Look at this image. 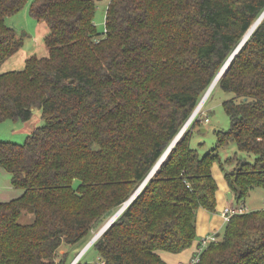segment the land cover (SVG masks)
Returning <instances> with one entry per match:
<instances>
[{
	"label": "trees",
	"instance_id": "trees-1",
	"mask_svg": "<svg viewBox=\"0 0 264 264\" xmlns=\"http://www.w3.org/2000/svg\"><path fill=\"white\" fill-rule=\"evenodd\" d=\"M28 1L0 0V63L22 45L5 18ZM95 9L96 0H32L48 56L0 74V122L26 121L35 107L43 121L23 143L0 140V168L22 191L0 202V264H66L70 249L83 248L142 184L264 0H109L104 31ZM217 85L234 94L216 147L234 142L240 152L225 173L240 201L264 188V17ZM192 128L91 245L103 264H167L160 251L198 239L197 210L215 206L217 157L190 147ZM194 264H264V209L233 214Z\"/></svg>",
	"mask_w": 264,
	"mask_h": 264
},
{
	"label": "rangeland",
	"instance_id": "rangeland-1",
	"mask_svg": "<svg viewBox=\"0 0 264 264\" xmlns=\"http://www.w3.org/2000/svg\"><path fill=\"white\" fill-rule=\"evenodd\" d=\"M31 2L32 0H29L21 10L5 18L6 24L12 27L16 32L17 37L21 39L22 45L15 53L0 63V74L12 70H22L25 65V60L29 56L36 55L41 57L46 53V46L44 44L43 38L49 30L44 23L36 21L30 15L29 8ZM108 2L109 0H96L94 23L99 31L105 30V13ZM233 97V93L224 91L216 83V86L209 94L202 108L197 114H195L185 129H191L192 122L195 119L200 118L199 123L196 124L191 130L189 141L190 147L197 152L199 157H203L206 153H214L217 157L210 165L211 174L217 183L214 209L207 210L204 207H200L207 210L209 214L215 215L217 217L221 214V212L229 207L228 205H232L234 207L242 205L244 207L243 212L264 209L263 187L255 186L250 188L247 191L245 197L240 201H237L236 199L230 200L228 197V192L224 190L227 187L225 173L231 171L234 168L236 164V160H232L234 156L240 155V152L238 151V148L234 142H229L227 145L220 148L216 147L217 132L227 131L230 128V117L225 111L224 102ZM40 125H43L41 109L35 107L32 111L31 117L26 121L5 120L0 122V140L14 143H23L32 129ZM247 158L248 160H253L254 156H248ZM0 170L1 172H5L4 179H0V191H5L7 193L9 192V194H7V198H5L4 195H1L2 192H0V197H2L0 202L20 196L22 191L13 188L10 184V174L1 168ZM11 194L13 195L11 196ZM125 202H123V204H125ZM223 203H225V205H222ZM123 204L120 206V208L123 206ZM226 205L227 207H225ZM32 218L33 216L31 214H23L20 218V221L22 223L30 222ZM108 219L109 218H106L105 220L101 221L99 225L91 231V237L97 233V231ZM224 229L225 225L223 222V225L221 223L219 230L213 234L219 233L218 238L220 239L224 234ZM88 241L89 240H87V242ZM196 241L197 239L189 248L184 250V256L181 255V252L171 253L168 251H160L159 254L162 260L167 264H181L180 261L183 264H189V262L191 264L190 259L196 251ZM65 247L67 246L62 244L59 254H62V250H65ZM81 249L82 247L80 245L70 249L68 262L66 264H71V262L76 257V254L81 251ZM181 256H183V258L180 260L179 257ZM81 262L88 264H103L98 256L97 250L91 245L82 254Z\"/></svg>",
	"mask_w": 264,
	"mask_h": 264
},
{
	"label": "water",
	"instance_id": "water-1",
	"mask_svg": "<svg viewBox=\"0 0 264 264\" xmlns=\"http://www.w3.org/2000/svg\"><path fill=\"white\" fill-rule=\"evenodd\" d=\"M264 16V11L261 13L259 18H263ZM247 41V38H245V34L242 37L241 41L239 42V44L237 45V47L234 49V51L231 53V55L228 57V59L225 61V63L222 65V67L220 68V70L218 71V73L216 74V76L214 77V79L212 80L210 86L207 88V90L205 91L204 95L210 90L213 82H218V80L220 79V77L223 75V73L226 71L230 61L232 60V58L237 54V52L240 50V48L244 45V43ZM198 105V104H197ZM197 108V106H196ZM196 108L194 110V112H192V114L190 115V117L188 118V120L185 122V124L183 125V127L180 129V131L177 133V135L173 138V140L171 141V143L169 144V146L166 148V150L163 152V154L161 155V157L157 160V162L155 163V165L153 166V168L150 170V172L148 173V175L146 176V178L144 179L143 183L145 184L154 174V172L156 171V165L160 164L161 161L163 160V156L165 157L166 154H168L170 152V150L172 149V147L175 145V143L179 140V138L181 137V135L183 134L182 132L185 130L187 124L193 119L194 115H195V111ZM158 166V165H157ZM154 170V171H152ZM144 184L142 185V187L144 186ZM140 187L129 197V199L125 202V204H123V206L121 208H119L114 214L113 216L108 219L104 225L97 231V233H95V235H93L90 240L85 244V246L81 249V251H79V253L76 255V257L74 258V260L71 262V264H76L77 261L79 260V258L82 256V254L84 253V251L90 246L92 245L105 231L106 229L114 222V220L117 218V216L129 205V203L136 197V195L138 194V192L140 191ZM228 197H231V193L228 194ZM120 212V213H119Z\"/></svg>",
	"mask_w": 264,
	"mask_h": 264
},
{
	"label": "crops",
	"instance_id": "crops-1",
	"mask_svg": "<svg viewBox=\"0 0 264 264\" xmlns=\"http://www.w3.org/2000/svg\"><path fill=\"white\" fill-rule=\"evenodd\" d=\"M43 23V22H42ZM45 24V23H44ZM46 25V24H45ZM47 27V26H46ZM48 56V49L46 48V53L44 56H41V57H46ZM5 172H1L0 170V179H4V174ZM11 184V183H10ZM11 186V185H9ZM9 189V187H8ZM226 192L231 193V197L229 198L230 200H233L235 199L234 198V195L232 194V192L230 191L228 185L227 187L224 189ZM10 191V190H9ZM2 192L1 195H4L5 198H7V194H9V192H5V191H0ZM12 193V192H10ZM13 194H11L12 196ZM10 198V197H8ZM2 199V197H0V200ZM221 203H222V199H221ZM231 204V203H230ZM222 205H225V203H223ZM229 207H234L232 205H228ZM227 207V205L225 206ZM223 222H224V225L226 224L223 216H222V212L221 214L217 217L215 215H211L208 213L207 210L203 209V208H199L197 210V215H196V235H197V241H196V248L197 249V246L199 244V240L203 237H207V236H211V235H214L218 238L219 236V233H215L213 234L214 232H216L217 230H219L220 226H221V223L223 225ZM67 251L66 247H65V250H62V252H65ZM183 255L184 251L181 252ZM184 256V255H183ZM183 256L179 257V259L181 260L183 258ZM178 259V258H177ZM181 264H183L181 261H180ZM177 264V263H176ZM190 264V262H189Z\"/></svg>",
	"mask_w": 264,
	"mask_h": 264
},
{
	"label": "built area",
	"instance_id": "built-area-1",
	"mask_svg": "<svg viewBox=\"0 0 264 264\" xmlns=\"http://www.w3.org/2000/svg\"><path fill=\"white\" fill-rule=\"evenodd\" d=\"M243 211H244V207L242 205L241 206H235V207H228L222 212V216H223L225 222H227L233 214L242 213ZM216 239H217V237L214 235L201 238L199 240L200 242L197 246L196 253L193 256V258L191 259V264L198 262L199 261V255L201 254L203 249L207 246V244L209 242L216 241Z\"/></svg>",
	"mask_w": 264,
	"mask_h": 264
},
{
	"label": "bare ground",
	"instance_id": "bare-ground-1",
	"mask_svg": "<svg viewBox=\"0 0 264 264\" xmlns=\"http://www.w3.org/2000/svg\"><path fill=\"white\" fill-rule=\"evenodd\" d=\"M260 17V16H259ZM258 17V19L256 20V21H254L253 23H252V25L248 28V30L246 31V33H245V38H249V36L251 35V33L254 31V29L258 26V24H259V22L262 20V18H259ZM264 17V16H263ZM216 83L217 82H213V84H212V86H211V88H210V90L205 94V95H203L202 96V98H201V100L199 101V103H198V105H197V108H196V111H195V114H197L198 112H199V110L202 108V106L204 105V103H205V101H206V99L208 98V96H209V94L211 93V91L213 90V88L216 86ZM195 110V109H194ZM194 112V111H193ZM195 116V115H194ZM190 123V122H189ZM188 123V124H189ZM187 124V125H188ZM186 128H187V126H186ZM185 128V129H186ZM185 131V130H184ZM183 131V132H184ZM182 132V133H183ZM168 154H166V156H167ZM166 156L164 157L163 156V160L161 161V163L165 160V158H166ZM160 163V164H161ZM160 164H157L156 165V170L159 168V166H160ZM152 171H154V170H152ZM155 173V172H154ZM144 183L142 182V184L140 185L141 187H140V190L142 189V185H143ZM145 185V184H144ZM120 213V212H119ZM113 216V215H112ZM112 216H110L109 217V219L112 217Z\"/></svg>",
	"mask_w": 264,
	"mask_h": 264
}]
</instances>
